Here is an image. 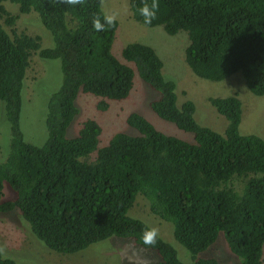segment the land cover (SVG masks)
I'll use <instances>...</instances> for the list:
<instances>
[{"label": "trees", "instance_id": "1", "mask_svg": "<svg viewBox=\"0 0 264 264\" xmlns=\"http://www.w3.org/2000/svg\"><path fill=\"white\" fill-rule=\"evenodd\" d=\"M102 2L0 0V101L11 130L8 158L0 161V213L18 210L37 240L59 254L119 237L158 253L157 264H223L197 257L183 262L158 234L154 245H144L141 236L152 228L129 215L140 195L155 216L174 225L175 240L193 255L224 233L241 264H264V139L241 134V100L236 95L210 100L228 121L224 134L199 125L193 102L179 107L176 86L164 78L155 49L131 43L122 50L123 60L114 56L118 22H104ZM155 2L151 23H144L139 9L151 8L153 0H130L132 17L171 36L185 32L186 62L195 75L217 82L240 73L254 95L264 96V0ZM6 3L23 15L37 14L54 46L43 48L42 37L16 30L19 17ZM96 18L104 24L101 30L93 27ZM35 55L60 60L63 74L48 103V137L40 146L27 142L21 127ZM136 75L160 94L151 103L153 112L192 134V142L161 132L137 113L127 119L137 134L117 133L104 147L99 148L102 128L92 119L77 137L67 138L81 93L99 98L98 109L105 111L109 102L130 96ZM6 183L14 200H4ZM0 264L19 263L4 258L0 248Z\"/></svg>", "mask_w": 264, "mask_h": 264}, {"label": "rangeland", "instance_id": "2", "mask_svg": "<svg viewBox=\"0 0 264 264\" xmlns=\"http://www.w3.org/2000/svg\"><path fill=\"white\" fill-rule=\"evenodd\" d=\"M130 0H103L102 9L106 16H112L118 22L112 53L120 61L122 50L131 43H141L155 49L163 62V76L176 86L179 107L185 102L195 105V120L224 134L228 121L218 114L211 104L213 98L238 96L243 106V119L240 132L243 135H257L264 139V96L254 95L247 87L240 73L222 81H209L195 75L186 62V48L189 44L185 32L171 36L163 27H148L132 17ZM6 9L19 19L16 30L42 37V47L52 48L54 39L35 13L23 15L19 7L6 3ZM8 30L10 28H7ZM63 74L60 60L32 58L31 67L23 91V111L21 127L25 140L34 145H43L48 137L46 116L49 100L62 85ZM160 99V94L135 76L134 88L130 96L123 101L109 102L105 111L98 109L99 98L81 93L76 105L79 114L67 130V138L78 136L83 123L95 120L102 128L99 148L109 143L117 133L136 135L128 123V117L137 113L148 119L161 132L192 142L193 135L178 129L174 124L160 119L152 110L151 103ZM11 130L5 112V104L0 101V161L5 162L10 152ZM94 155V154H93ZM7 189V190H6ZM11 190V191H10ZM6 191V193H5ZM5 201L16 198L9 184H5ZM133 218L140 219L157 234L170 243L178 252L179 258L186 263L194 257L212 258L223 264H241L242 259L235 255L224 233L208 250L193 255L174 238V225L155 216L150 204L138 195L133 208L129 211ZM0 248L4 258L19 264H157L161 257L158 253L138 246L132 239L112 237L94 244L75 254H59L48 249L32 234L29 224L18 210L0 213Z\"/></svg>", "mask_w": 264, "mask_h": 264}, {"label": "clouds", "instance_id": "3", "mask_svg": "<svg viewBox=\"0 0 264 264\" xmlns=\"http://www.w3.org/2000/svg\"><path fill=\"white\" fill-rule=\"evenodd\" d=\"M71 3H75L76 0H69ZM158 8L157 3L155 0H153V3L151 5V8H149L147 5L142 6L139 9L140 15L144 18V23L149 24L156 16V9ZM104 22L107 24H111L113 22L112 16H105ZM93 27L96 30H101L104 27V24L101 23V20L99 18H96L93 20ZM157 238V230L155 228L152 229H146L144 230L141 239L144 243V245H154L156 243Z\"/></svg>", "mask_w": 264, "mask_h": 264}]
</instances>
